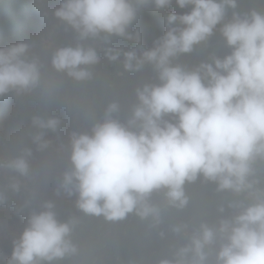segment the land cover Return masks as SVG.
I'll list each match as a JSON object with an SVG mask.
<instances>
[{
    "label": "trees",
    "instance_id": "1",
    "mask_svg": "<svg viewBox=\"0 0 264 264\" xmlns=\"http://www.w3.org/2000/svg\"><path fill=\"white\" fill-rule=\"evenodd\" d=\"M21 1H29L32 12L6 29L0 44V212L26 223L34 251L27 263L58 264L59 250L89 262L130 249L131 238L107 219L94 229V237L101 232L94 248L80 247L90 245L85 222L93 215L108 218L116 206L102 201L98 212L94 204L69 201L57 181L62 175L75 193H138L129 206L141 194L163 208L167 190L181 188L186 175L196 172L191 181L208 184L218 163L214 146L222 142L217 122L244 131L264 149V78L254 91L257 106H241L234 88L239 84L233 85L238 51L225 42L212 49L211 71L189 69L186 116L144 93V80H151L153 92L159 75L143 64L167 61L179 69L178 48L167 46L178 26L187 29L184 0H145L147 11L132 35L114 19L104 31L89 29L85 11L91 0ZM220 36L211 26L201 29L205 42ZM120 74L128 75L120 82ZM207 95L199 111L197 99ZM195 132L203 142L183 141ZM42 193L51 215L41 213L39 222L29 224L37 209L26 200L37 202ZM15 259L9 255L0 264Z\"/></svg>",
    "mask_w": 264,
    "mask_h": 264
},
{
    "label": "clouds",
    "instance_id": "2",
    "mask_svg": "<svg viewBox=\"0 0 264 264\" xmlns=\"http://www.w3.org/2000/svg\"><path fill=\"white\" fill-rule=\"evenodd\" d=\"M168 1V0H167ZM134 4L133 6L131 4ZM183 14L187 29L178 26L169 40L168 50L184 36L190 49L188 55L178 60L179 69H171L166 61L152 60L143 64L159 75L152 92L151 80H144L142 89L146 95L161 99L180 117L186 116L183 103L189 104V69L199 66L211 71L207 64L214 46L225 42L238 51L233 83L241 106L251 109L257 106L254 91L258 80L264 78V0H184ZM145 0H91L85 14L86 26L96 32L106 30L113 19L122 32L132 35L139 31L142 13L146 10ZM32 12V4L21 0H0V44L8 28L18 27L25 13ZM138 20L137 24H132ZM211 26L220 37L205 42L201 29ZM202 51L203 55L198 52ZM129 74V73H128ZM128 74H120L121 82ZM234 77V78H235ZM138 75L133 76L137 83ZM241 81V82H239ZM209 95V94H208ZM208 95L197 99L200 111L208 103ZM177 102V105L175 103ZM250 121L256 116L251 114ZM221 128L222 142L214 147L218 150L215 172L208 177V184L192 182L196 172L181 178V188L173 185L165 193L167 204L159 208L150 197L140 198L133 206L131 199L138 193H109L89 195L75 193L70 182L62 176L57 178L63 194L72 202L94 204L101 212L102 201L116 206L108 218L92 217L85 222V232L90 245L80 246L85 251L94 248L98 236L94 229L106 219L122 236L132 240L130 249L120 256L94 258L80 256L68 259L59 250L58 264H264V149L244 131L217 122ZM214 132L216 128L213 127ZM183 141L199 143L203 140L195 133ZM198 150H200L198 148ZM248 161L250 164L247 165ZM196 160L191 163L194 171ZM210 170V168H209ZM227 174L228 176H223ZM177 192L171 200V194ZM37 211L29 217L28 223L39 222L41 213L51 215L52 206L44 193L37 202L26 200ZM49 211V212H48ZM187 220V222H184ZM19 223L24 230L20 237L12 236L14 226ZM0 226L5 229L0 235V261L14 255L11 264L27 263L30 247V233L26 223L0 212ZM49 249V248H48ZM41 251H39L40 253ZM39 255V254H38ZM112 260V261H111Z\"/></svg>",
    "mask_w": 264,
    "mask_h": 264
},
{
    "label": "bare ground",
    "instance_id": "3",
    "mask_svg": "<svg viewBox=\"0 0 264 264\" xmlns=\"http://www.w3.org/2000/svg\"><path fill=\"white\" fill-rule=\"evenodd\" d=\"M169 13H171L172 18H175V12L173 9H171V6L169 7ZM179 36V40L175 43V46H177L178 48V52H179V56L182 58L183 56L180 54L182 53L184 56L188 55L190 49L188 48L186 51V53H184L183 51L185 50V48L188 45V41H185L184 39H186L184 36H182L181 34L178 35ZM203 55V54H202ZM175 105H177V102L175 103Z\"/></svg>",
    "mask_w": 264,
    "mask_h": 264
},
{
    "label": "rangeland",
    "instance_id": "4",
    "mask_svg": "<svg viewBox=\"0 0 264 264\" xmlns=\"http://www.w3.org/2000/svg\"><path fill=\"white\" fill-rule=\"evenodd\" d=\"M4 232H5V229H3L2 226H0V235H3ZM11 234H12V236L18 238L24 234V230L21 228V225L19 223H17L14 226V229H13Z\"/></svg>",
    "mask_w": 264,
    "mask_h": 264
}]
</instances>
